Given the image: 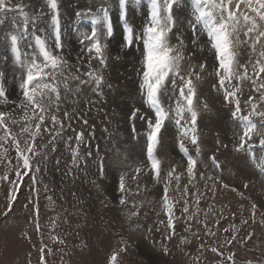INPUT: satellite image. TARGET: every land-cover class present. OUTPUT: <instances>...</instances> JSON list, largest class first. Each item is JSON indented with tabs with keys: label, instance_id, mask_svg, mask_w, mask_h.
I'll return each mask as SVG.
<instances>
[{
	"label": "rangeland",
	"instance_id": "rangeland-1",
	"mask_svg": "<svg viewBox=\"0 0 264 264\" xmlns=\"http://www.w3.org/2000/svg\"><path fill=\"white\" fill-rule=\"evenodd\" d=\"M181 31L185 34L184 27ZM0 37L3 38L1 31ZM66 37L67 32L64 31L63 40ZM205 38L201 36L202 40ZM185 43L189 46L190 39L186 38ZM259 48L260 45H257V51ZM6 51L5 45L0 43V71L3 70L5 75L4 86L12 96L9 98L16 100L19 96L17 88L20 71L9 78L8 66L2 56ZM201 55L207 60L208 67L202 73L198 98L201 103L207 101L209 109L202 111L198 120L201 152L196 157V179L189 183L186 157H183L179 147V136L175 129L162 132L163 147L157 148L161 160V177H166L172 168H175L174 176L179 175L180 192L174 191L175 179L169 190V196L178 200L174 208L175 234L172 235V230L167 226L168 216L162 206L163 179L161 183L154 182V173L150 171V162L145 154L146 145H142L141 150L140 140L145 141L146 129L137 133L141 126L139 119L137 118L138 124L136 120H129L130 123L124 128L120 126L117 116H109L110 119L105 118V121L101 119L110 113V106L96 103L94 106L98 107V114L94 112L89 115L88 111H79L81 105L77 103L69 105L75 108V111L70 112L71 125L75 126L65 128L63 137L56 142L55 151L50 152L43 160L39 156L33 160L34 166L40 161L41 169L35 173L37 183L34 186L39 189L38 220L34 213L37 195L35 191L30 192L32 181L28 177H24L12 209L8 211V199L13 191L10 181L16 178V152L9 145H6L7 153L0 150V176L7 175V181L0 180V264H40L42 247L44 264H109L113 251L119 252L116 264H232L227 260L230 255H234L235 264H247L248 261L251 264H264V173L260 171V167L264 165V147L259 144L260 137L254 135L252 154L236 151L238 134H242V129L240 123L231 117L234 105L224 103L219 98L221 94L213 88L217 78L211 75L214 64L212 53L205 51ZM250 56L254 62L255 56L250 49L242 48L240 62L247 64ZM72 59L71 64L74 62V58ZM137 60L138 56L136 61H128L124 56L114 77H105V82L113 87L109 89L105 83L103 96L111 95L114 98L110 104L118 107L120 117L126 110L130 115L132 105L133 109L144 107L137 90V83L140 82V76L137 79L139 70H135L140 66ZM195 63L199 64L200 61ZM249 74H252L251 66ZM123 79H126L125 86L122 84L124 88L121 87ZM261 79L264 80V74H261ZM75 83L70 81V86L74 87ZM112 91L115 92L114 95ZM250 96L258 103V110H264L260 93L254 91L250 81H245L239 97L244 115L250 110L246 103ZM13 107L15 106L0 104V111L11 113V118L5 117V123L12 133L18 134L24 120L21 112L12 111ZM65 107L62 106L57 113L60 119L65 117ZM102 113L104 114L101 116ZM78 114L81 119L87 120V124L81 122L86 128V131L81 132L88 140L87 144L81 145L79 168L72 169L70 174L65 175L72 168L71 146L75 145L73 140L77 129L73 134L69 130L77 126L75 121H79ZM12 119L18 123H11ZM253 119L260 123L259 118ZM110 121L113 123L110 124ZM106 122L109 127L114 126L116 129L108 131L107 126H104ZM114 132L116 137L111 138ZM130 132L134 142L140 144L138 147L130 141ZM176 135L178 139H175ZM112 141L117 142L120 148H114ZM37 144L45 145V150L51 147L47 135L43 139L38 138ZM132 145L137 148L136 153L130 155L131 150L127 148L133 149ZM185 145L191 149L189 153L195 156L194 146L188 141H185ZM123 147L127 148L124 150ZM89 151L91 155L86 154ZM94 152L97 153L96 159ZM212 155L221 163L219 171L212 166ZM98 161H103L104 164L102 174ZM138 167L141 168L139 174L136 173ZM200 173H203L205 179L200 178ZM121 176L124 177L126 189L125 205L119 203L122 195L119 192ZM208 176L213 179H207ZM223 184H228L229 188H223ZM185 185L186 197L183 194ZM185 199L189 207L187 214L183 212ZM253 202L257 205L255 220L251 213ZM133 212L137 215L133 216ZM190 214L191 219L188 218ZM245 220L247 223H244ZM232 236L236 237L235 241L226 244L225 241ZM121 248L125 250L119 251ZM164 248L168 249L167 255L164 254ZM212 248H217L218 252H212Z\"/></svg>",
	"mask_w": 264,
	"mask_h": 264
},
{
	"label": "snow or ice",
	"instance_id": "snow-or-ice-1",
	"mask_svg": "<svg viewBox=\"0 0 264 264\" xmlns=\"http://www.w3.org/2000/svg\"><path fill=\"white\" fill-rule=\"evenodd\" d=\"M141 3L142 0H118L119 21L123 33L120 49L135 48L141 54V68L138 72L141 80L138 88L146 108H134L130 119L135 121L138 118L146 124L147 160L150 162V171L154 173V182L161 183L163 179L162 206L168 216L167 226L174 235V208L178 200L169 196V190L175 179L174 191L180 192L179 175L174 176L175 168H172L167 172L166 177L162 178L161 160L156 153L158 147H163L162 132H167L170 128L175 129L179 136V147L186 157L189 183L196 179L198 171L196 157L201 152L198 120L201 112L209 109L208 102L201 103L198 98V86L203 79L202 73L208 67L207 60L201 55L205 51L212 53L214 61L211 75L217 80L213 88L221 94L219 98L224 103L234 105L230 114L240 123L242 129V134H238L236 151L252 154L254 135L260 137L259 144L264 147V110H258V103L250 96L246 101L250 110L244 115L239 98L244 82L250 81L254 91L260 93V100L264 101V80L261 79V74H264V0H190V3L189 0H148V13L140 25L134 26V21L129 15L130 5L140 6ZM46 4L50 15L45 23L40 24L38 21L45 15L43 12L33 19L24 10L22 4L15 5L11 0H0V15L18 11L22 16V22L16 24L14 21V30L0 39V43L10 49L20 71L17 88L19 96L16 100L9 98L10 94L4 86V74L0 71V104L14 105L12 111L21 112L24 120L20 132L14 134L5 123V117L11 118V113L0 111V130H2L0 150L7 153L6 145L13 147L17 161L16 178L10 181L13 191L8 199V211L12 209V203L16 199L24 177H28L32 181L29 190L35 191L37 195V202L34 203L37 220L39 189L34 187L37 183L35 173L40 172L41 169L40 161L34 166L33 160L37 156L43 160L50 152L55 151L56 142L63 137L65 128L72 126V113L65 110L66 119H60L57 115L69 96L73 97L71 103H78L75 97L85 85H92L97 95L101 97L104 95L103 88L106 82L103 69L108 67L111 55L109 43L115 33L110 6H101L95 14L89 11L87 15L90 17V31L79 33L76 64L72 65L69 63L72 49L66 47V42L63 40L59 0H46ZM188 8L191 9L190 13L186 11ZM79 15L84 14L79 13ZM185 22L192 33L191 47L185 43L186 38L181 31ZM0 24H3V20H0ZM202 35L206 40L201 39ZM173 37L176 38L177 43L172 42ZM257 45H260L259 51ZM245 47L255 56L254 62L251 56L247 64L240 62L241 49ZM114 59L119 57L116 56ZM197 60L200 61L199 64L195 63ZM93 61L97 64L95 68ZM81 64L87 65V69L83 72H80ZM185 65L182 70V66ZM249 66L252 69L251 75ZM72 67H76V72L70 71ZM70 81L76 82L75 87L70 86ZM106 86L109 89L113 87L111 84ZM253 117L259 118L260 123L258 124ZM11 123L16 124L18 121L12 119ZM83 123L87 124V120ZM45 135L48 137V144L51 145L47 150L45 145L37 144V139H43ZM185 141L194 146L195 156L189 153ZM85 144L87 140L84 133H78L75 137V145L71 146L72 168L65 175L70 174L72 169L79 168L81 145ZM86 154L91 155V152ZM210 159L213 168L219 171L221 163L216 156L212 155ZM98 167L102 174L103 161ZM260 171L264 173V165L260 167ZM140 172L141 168L138 167L136 173ZM30 173L33 174L29 175ZM200 178L205 179L203 173H200ZM207 179L213 177L208 176ZM0 180L7 181V175L0 176ZM222 186L225 189L229 188L228 184ZM212 187L214 188L215 185ZM119 192L122 194L119 203L125 205L126 189L123 176L120 177ZM183 194L187 196V185ZM241 195L243 196V193ZM198 204L199 197H197ZM256 211L257 205L253 202L251 205L253 220ZM183 212L189 213L187 199ZM132 215L135 216L137 213L133 212ZM188 218H192L191 214ZM244 223L247 221L245 220ZM36 227L39 230L38 223ZM235 239L236 237L232 236L225 243L232 244ZM124 250L121 248L119 251ZM40 251V264H44V248L42 247ZM163 251L167 255L168 249L164 248ZM211 251L218 252V249L212 248ZM118 255L119 252L113 251L109 264H116ZM227 260L235 264L234 255L228 256ZM247 264H251V261Z\"/></svg>",
	"mask_w": 264,
	"mask_h": 264
},
{
	"label": "bare ground",
	"instance_id": "bare-ground-1",
	"mask_svg": "<svg viewBox=\"0 0 264 264\" xmlns=\"http://www.w3.org/2000/svg\"><path fill=\"white\" fill-rule=\"evenodd\" d=\"M189 2H190V0H189ZM11 3L12 4L16 3L15 5H21L22 4L24 6V10L30 16H32L33 19H35L36 15L40 14L41 12H43L45 15L42 17V19L40 21H38V23H40V24L45 23L46 20L48 19V15H50L48 13V7H47V4H46V0H11ZM59 4H60V12L62 14L61 18H62V21H63V27L66 28L67 31H68L67 32V37L64 39V41L66 42V47H70L72 49V57H70L71 59L69 58V63H70V60L73 61L72 58H74V62L72 63V65L76 64L75 56H76V53L78 51V37H79L78 34L80 32H82V31H90V17L87 15V13L89 11H91L93 14H95L96 10L98 8H100L101 6H104V7L110 6L111 7V13H112V19H113V23H114V28H115V33H114V37L111 38L110 43H109V49H110V54L111 55H110V59L108 61V67L103 69L104 76L106 78L114 77V74H115L114 72H117V70L120 69L119 67H120V65H121V63H122V61L124 59V56L127 57L128 61L131 60V59H133V61H136V57L138 56L139 60H137V61H139V65L140 66H139V68L136 67L137 69H135L136 65L134 64V69L135 70H140V68H141V64H140L141 54H140V51L136 50L135 48L134 49H125V50H121L120 49V45L122 43V35H123V33H122V27H121L120 21H119L118 0H59ZM144 6H145L144 4L140 5V6H135V9H139L140 10L141 8H144L142 12L146 13L147 12V8H145ZM186 11L190 13V8H188ZM79 13H83L84 15L81 16V15H79ZM139 13H141V12H139ZM132 14H135V13L132 12ZM129 15H130L131 19L134 21V26L140 25V23L142 22V20L144 18V16H137V15L134 18V16L131 15V13ZM182 19H183V17H182ZM0 20H3V24H0V31L2 32V37H3L6 33H9V32L14 30V21H15L16 24H20L22 22V16H21V14L18 11L17 12H9L7 15H0ZM88 24H89V28H88ZM183 27H184V30H185L184 37L187 38V39H190L191 36H192V33H191L190 29H188L186 22H185V25ZM205 40H206V38H205ZM172 42L173 43L177 42L175 37H173ZM189 46H191V42H190ZM6 49H7V51H6L5 55L2 54V56L6 60V65L8 66V69H7L8 76H9V78H12L13 75H15L16 72H19V70H17L18 66L15 63L14 56L11 54L10 49H8V48H6ZM116 56H118L119 59H114V57H116ZM124 65H125V63H124ZM93 67L94 68L97 67L96 61H93ZM185 67H186V65L182 66V70ZM79 68H80V72H83V71H85L87 69V65L86 64H81V65H79ZM71 70L73 72H76V67H72ZM121 70H122V67H121ZM129 71H131V68L129 69ZM118 73H119V71H118ZM120 73H122V72H120ZM120 75L121 74H119V76ZM122 75H123V73H122ZM123 77L124 76H122V78ZM82 78H84V77H82ZM138 78H139V75L137 74V79ZM138 80L140 81L141 78L138 79ZM109 82H112V81H109ZM121 82H122L121 83V87H122V84L125 86L126 79L121 80ZM106 84H108V83H106ZM114 85H116V84H114ZM138 86H139V83H137V90H138V93H139ZM122 88H124V87H122ZM103 91H104V88H103ZM121 93H123V92H121ZM112 94L114 95L115 92L112 91ZM118 94L119 93L117 92V95ZM62 96H63V91H62ZM72 99H73V97L69 96L67 98V102H64L63 105H62V106H66L65 110H67L68 112L75 111V108L73 106H69V105L77 104V103H75V104L69 103V101H72ZM75 99L78 101V104L81 105L79 107V109H80L79 111H81V112H87L88 111L89 115H93L94 112H95V114H96V112L98 114V111H96V108H98V107L95 108L94 105L96 103H101V104H103L105 106H110L111 107V108L109 107L111 109V111H109L110 115L106 114L105 117L101 118V119H103L105 121V118H109V116L110 117L117 116L116 118L119 120L120 126H122L124 128H126L127 123H130L129 122V116L131 114L130 115L127 114V110H126V111H124L125 114H123V116H121V117L118 116L119 115L118 111H117L118 107H116L115 105L111 106V104H110V103H113L114 98L111 95L109 97H106V96H102L101 97V96L97 95L93 91V86L92 85L82 86L80 93L75 97ZM119 104H121V103H119ZM130 109L132 111L133 105L131 106ZM103 114L104 113H102L101 116ZM137 115H139V113ZM77 118L79 119V121L78 120L75 121L77 126L69 130V132H71L73 134L76 131V129H77V131L74 133L75 136L78 133H80L81 130L86 131L85 126L81 125V122H83V120H85V119H81L80 114H78ZM64 119H66V118L64 117ZM96 121H95V124L97 123ZM136 121H137V124H138V119H136ZM112 123H113V121H110V124H112ZM140 123H141V126H140V128L138 127V131H137L138 134H140L139 131L146 129V126H145L144 122L140 121ZM72 125L75 126L74 124H72ZM73 126H71V127H73ZM96 126H97V129H98V123H97ZM104 126H107L108 131H114V129H116V128H114V126L113 127L112 126L109 127V124L107 122L105 123ZM101 130H102L103 133H105V135H107L106 132L103 131V129H101ZM130 130L131 129H130V126H129V131ZM130 134L132 135L131 139L133 140L132 132H130ZM114 137H116L115 136V132H114V135L111 138H114ZM175 139H178L177 135H176ZM132 140H130V141L133 143V145L136 144L134 142V140L133 141ZM73 141H75V139ZM140 141H141L140 144H141V150H142V145L144 146L146 141L143 142V139H141ZM112 142H113L112 146H114V148H115L117 146V142H115V141H112ZM72 144L74 145V143H72ZM140 144L139 143L136 144L137 147ZM133 145H132L133 149L126 147L127 149L131 150V152H129L130 155L136 153L135 149L137 147L134 148ZM119 148L120 147L117 146V149H119ZM126 148H124V150ZM144 149H145V146H144ZM156 154L158 156V151H157ZM94 157H95L94 159L97 158V153H95V152H94ZM84 161H87V160L84 158ZM98 163H99V161H98ZM88 165H89V162H88ZM160 169H161V167H160ZM126 180L129 181L128 179H126Z\"/></svg>",
	"mask_w": 264,
	"mask_h": 264
}]
</instances>
